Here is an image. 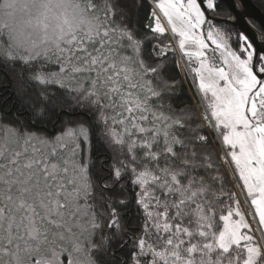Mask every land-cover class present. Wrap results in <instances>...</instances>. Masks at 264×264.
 I'll list each match as a JSON object with an SVG mask.
<instances>
[{
	"label": "snow or ice",
	"instance_id": "obj_1",
	"mask_svg": "<svg viewBox=\"0 0 264 264\" xmlns=\"http://www.w3.org/2000/svg\"><path fill=\"white\" fill-rule=\"evenodd\" d=\"M119 2L83 0L93 23L52 48L0 51L43 61L29 79L98 112L113 151L97 181L80 160L87 123L49 138L0 122V264H108L110 249L111 264H264V19L244 0H150L140 27ZM177 51L199 116L164 110ZM55 103L40 90L24 106L35 120ZM113 244L128 250L119 260Z\"/></svg>",
	"mask_w": 264,
	"mask_h": 264
},
{
	"label": "trees",
	"instance_id": "obj_2",
	"mask_svg": "<svg viewBox=\"0 0 264 264\" xmlns=\"http://www.w3.org/2000/svg\"><path fill=\"white\" fill-rule=\"evenodd\" d=\"M264 14V0H251ZM99 8L104 5V0H93ZM141 0H120L119 7L127 9L128 16L126 23H136L139 20V25L142 27L144 23V16L150 9V0H143V6L140 7ZM103 17L104 12L100 13ZM117 22H120L121 16L117 14L113 17ZM151 51V44H146L144 49V55L147 56ZM43 64L42 62H34L32 65L25 64L19 60L15 62H6L3 58H0V122L10 123L24 120L27 125H32V131H37L42 135L49 138H53L64 130L65 127L75 126L78 122H85L90 129V139L92 141L91 152L88 151L87 158L92 159L95 162V166L90 169V174L94 180L99 181L104 172H101L99 164L103 160H107L108 164L112 163L113 151L104 144V141L100 138V132L103 124L98 120V112L92 109L89 105L82 103L78 100L75 93H69L67 89L60 88L58 85H48L46 89H40V87L33 83L29 76ZM56 68L52 65H44V70L52 71ZM165 75L170 79H174L179 82L178 86L173 90L172 94L165 95L163 102L165 105V111H169L168 105L171 104L172 109L176 114H179L182 108H192L197 116L198 112L195 109L193 99L186 87L178 68L176 67V60L173 58L168 68L165 70ZM40 90L47 91L52 94L56 103L55 106H50L48 111L43 117L37 116L35 120L31 119L32 113L28 106H24V101L28 99H35ZM99 156V159H97ZM85 159V145L82 143L80 160L83 162ZM125 184L129 192L131 193L130 177H126L121 181ZM99 191V190H97ZM134 195V193H132ZM107 221L105 220V224ZM136 222L133 220L129 222L127 219L124 221L125 227L132 228ZM107 232V229H105ZM99 239V234L97 235ZM113 248L116 249V259L119 260L125 256L128 251H120L118 245L113 244ZM111 249L108 256H98V259H104L111 264Z\"/></svg>",
	"mask_w": 264,
	"mask_h": 264
},
{
	"label": "clouds",
	"instance_id": "obj_3",
	"mask_svg": "<svg viewBox=\"0 0 264 264\" xmlns=\"http://www.w3.org/2000/svg\"><path fill=\"white\" fill-rule=\"evenodd\" d=\"M93 20L83 0H0V51H41L63 37L87 29Z\"/></svg>",
	"mask_w": 264,
	"mask_h": 264
},
{
	"label": "rangeland",
	"instance_id": "obj_4",
	"mask_svg": "<svg viewBox=\"0 0 264 264\" xmlns=\"http://www.w3.org/2000/svg\"><path fill=\"white\" fill-rule=\"evenodd\" d=\"M0 42H3L4 44H7V41H6L3 37H0ZM129 54H130V53H129ZM179 56H180V54H179V52L177 51V53H176V57H175V60L179 59ZM21 62H22V61H21ZM40 62L44 63L43 61H40ZM54 67L56 68V66H54ZM55 70H57V69H55ZM178 71H179V73H180V75H181V77H182V79H183V81H184L186 87H187L188 90H189V93H190V95H191V97H192V99H193V102H194L195 109L197 110L198 115H199V114H200V109L197 107V105H198V97H196V96L194 95V93H195V88L191 87L192 80H191L190 78L187 79V80L185 79L184 71H183L182 68H178ZM55 136H56V135H55ZM55 136H54V137H55ZM80 153H81V152H80ZM87 153H88L87 146H85V159H87ZM85 159H84V160H85Z\"/></svg>",
	"mask_w": 264,
	"mask_h": 264
},
{
	"label": "water",
	"instance_id": "obj_5",
	"mask_svg": "<svg viewBox=\"0 0 264 264\" xmlns=\"http://www.w3.org/2000/svg\"><path fill=\"white\" fill-rule=\"evenodd\" d=\"M244 3L248 6V9L251 13L260 19H264V14L251 0H244Z\"/></svg>",
	"mask_w": 264,
	"mask_h": 264
},
{
	"label": "built area",
	"instance_id": "obj_6",
	"mask_svg": "<svg viewBox=\"0 0 264 264\" xmlns=\"http://www.w3.org/2000/svg\"><path fill=\"white\" fill-rule=\"evenodd\" d=\"M200 115V114H199Z\"/></svg>",
	"mask_w": 264,
	"mask_h": 264
}]
</instances>
